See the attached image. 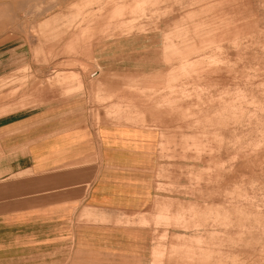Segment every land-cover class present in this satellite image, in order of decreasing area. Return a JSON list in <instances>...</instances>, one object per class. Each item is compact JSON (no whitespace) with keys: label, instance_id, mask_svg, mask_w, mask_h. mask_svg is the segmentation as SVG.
<instances>
[{"label":"rangeland","instance_id":"rangeland-1","mask_svg":"<svg viewBox=\"0 0 264 264\" xmlns=\"http://www.w3.org/2000/svg\"><path fill=\"white\" fill-rule=\"evenodd\" d=\"M2 15L0 110L84 93L159 132L161 194L117 213V243H98L117 254L89 264H264V0H0Z\"/></svg>","mask_w":264,"mask_h":264},{"label":"crops","instance_id":"crops-1","mask_svg":"<svg viewBox=\"0 0 264 264\" xmlns=\"http://www.w3.org/2000/svg\"><path fill=\"white\" fill-rule=\"evenodd\" d=\"M55 95L15 109L1 104L0 264L116 255L98 243H117V213L141 211L161 194L156 174L166 161L155 128L92 110L84 93Z\"/></svg>","mask_w":264,"mask_h":264}]
</instances>
